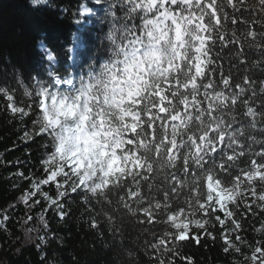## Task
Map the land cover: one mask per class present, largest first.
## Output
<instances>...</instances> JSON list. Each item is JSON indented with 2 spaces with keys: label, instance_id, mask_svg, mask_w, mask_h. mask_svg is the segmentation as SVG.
<instances>
[{
  "label": "snow or ice",
  "instance_id": "snow-or-ice-1",
  "mask_svg": "<svg viewBox=\"0 0 264 264\" xmlns=\"http://www.w3.org/2000/svg\"><path fill=\"white\" fill-rule=\"evenodd\" d=\"M94 3L109 24L107 59L88 63L86 79L49 70L34 93L25 89L36 112L24 136L48 143L41 175L14 174L29 185L20 202L29 209L46 202L39 214L45 229L48 209L60 220L69 215L71 194L93 230L107 223L122 235L131 219L151 237L144 241L150 264H193L182 246L215 241L217 229L223 251L240 253L245 216L264 213V78L254 71L264 75V0ZM85 14L93 10L82 6ZM73 39L70 53L79 47ZM47 60L56 57L48 52ZM0 93L14 115H32L31 106ZM9 218L5 212L0 223ZM254 230L264 232V220ZM251 260L264 264V245Z\"/></svg>",
  "mask_w": 264,
  "mask_h": 264
},
{
  "label": "trees",
  "instance_id": "trees-1",
  "mask_svg": "<svg viewBox=\"0 0 264 264\" xmlns=\"http://www.w3.org/2000/svg\"><path fill=\"white\" fill-rule=\"evenodd\" d=\"M82 6L92 9L93 14L81 16ZM257 15L258 11L253 13L254 18ZM103 16V9L94 0H48L36 7L28 0H0V88L14 96L18 107L32 108L30 117L14 115L0 93V217L5 212L10 217L0 223V264H150L144 241L151 237H146L139 225L125 219L122 235H113L107 223L93 230L89 227V213L76 194L65 201L69 215L64 220L48 209L45 229L39 214L46 202L27 208L19 198L28 188V181L14 175L18 171L27 176L41 175L39 162L44 155L41 145L48 143L43 136L35 139L24 136L32 130L36 112L35 97L26 96L25 89L34 93L37 79L50 80L49 70L61 77L84 75L86 79L87 64L102 63L109 55L104 39L109 24L101 19ZM78 19L83 22L77 24ZM136 23L139 24L138 18ZM74 36L75 43L81 46L77 48L75 62L68 51L74 47ZM37 41H42L39 47ZM48 52L56 57L55 62L46 59ZM256 55L250 53L249 58ZM222 63L227 70L226 54ZM254 71L264 78L259 69ZM64 87L60 86V90ZM45 190L50 194L55 191L50 186H45ZM28 215L33 217L31 221L27 220ZM261 220L264 213L245 216L240 232L243 243L236 242L242 249L240 253L223 251L217 229L215 241L204 239L200 244L190 241L182 246L181 256L191 258L193 264H247L254 248L264 245V232L254 230L260 227ZM40 236L45 237V242L39 240ZM175 264L187 262L176 258Z\"/></svg>",
  "mask_w": 264,
  "mask_h": 264
},
{
  "label": "clouds",
  "instance_id": "clouds-1",
  "mask_svg": "<svg viewBox=\"0 0 264 264\" xmlns=\"http://www.w3.org/2000/svg\"><path fill=\"white\" fill-rule=\"evenodd\" d=\"M29 4L33 7L39 6L41 4H47L48 0H28ZM42 43V41H37L38 47ZM47 59V56H46ZM63 95V94H61ZM59 104V100H57L54 104H50L49 108L51 111H55L57 105Z\"/></svg>",
  "mask_w": 264,
  "mask_h": 264
},
{
  "label": "rangeland",
  "instance_id": "rangeland-1",
  "mask_svg": "<svg viewBox=\"0 0 264 264\" xmlns=\"http://www.w3.org/2000/svg\"><path fill=\"white\" fill-rule=\"evenodd\" d=\"M87 15H89V14H85L84 16H87ZM79 47H81L80 45H79ZM75 52H72V55H73V57L75 56V54H74ZM73 59V58H72ZM258 255V254H257ZM247 264H253V261L251 260V257L247 260ZM257 264H258V262H257Z\"/></svg>",
  "mask_w": 264,
  "mask_h": 264
}]
</instances>
